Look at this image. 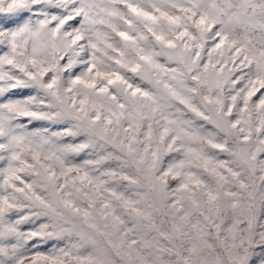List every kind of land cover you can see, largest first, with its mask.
Masks as SVG:
<instances>
[{"label":"snow or ice","instance_id":"1","mask_svg":"<svg viewBox=\"0 0 264 264\" xmlns=\"http://www.w3.org/2000/svg\"><path fill=\"white\" fill-rule=\"evenodd\" d=\"M0 264H264V0H0Z\"/></svg>","mask_w":264,"mask_h":264}]
</instances>
